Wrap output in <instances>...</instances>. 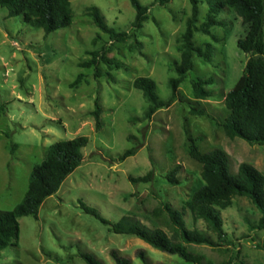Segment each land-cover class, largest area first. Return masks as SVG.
Returning a JSON list of instances; mask_svg holds the SVG:
<instances>
[{
    "label": "rangeland",
    "instance_id": "obj_1",
    "mask_svg": "<svg viewBox=\"0 0 264 264\" xmlns=\"http://www.w3.org/2000/svg\"><path fill=\"white\" fill-rule=\"evenodd\" d=\"M70 1V25L46 36L19 16L7 17L6 9L0 7V210H11L20 202L32 168L45 158L50 144L80 135L88 139L81 164L42 202L37 216L18 219V241L0 251V264H86L80 253L114 264L112 250L131 264H188L135 236L111 232L81 209L80 201L110 221L130 216L171 237L172 224L161 209L168 203L183 210L187 228L204 232L216 243L186 245L202 256L203 264H264V228H255L260 213L248 198L235 196L229 207L220 210L226 233L222 238L202 220L194 221L184 206L204 183L201 164L188 154L186 130L202 152L223 150L232 173L241 163L264 173V148L228 138L219 125L228 114L226 93L242 75L247 59L257 56L237 46L247 25L232 10L223 9L218 16L223 24L211 28L217 39L194 33L195 45H211V60L196 57L178 87L181 100L143 120L147 102L133 80L149 77L156 83L158 97H169L168 80L175 76L173 64L180 56L176 38L190 14L189 1L151 6L136 36L141 46L135 50L129 47L132 38L110 40L88 15V7L95 6L108 25L127 31L135 15L129 0ZM139 1L149 5L153 0ZM206 10L207 4L201 1L198 24ZM103 47L108 49L107 57L119 62V68L99 62L102 75L96 76L93 67L79 66L92 57L91 51ZM79 73L81 78L73 85ZM209 76L214 79L206 86L211 96L193 98L190 81ZM95 99L101 106L99 130L91 114ZM190 106L203 109L204 115L190 114ZM134 146L133 156L118 160L125 149ZM175 165L179 166V184L173 185L165 175ZM150 170L151 181L130 180Z\"/></svg>",
    "mask_w": 264,
    "mask_h": 264
},
{
    "label": "trees",
    "instance_id": "obj_2",
    "mask_svg": "<svg viewBox=\"0 0 264 264\" xmlns=\"http://www.w3.org/2000/svg\"><path fill=\"white\" fill-rule=\"evenodd\" d=\"M171 0H153L149 5L140 3L139 0H129L135 10V15L127 31L118 30L108 25L99 9L95 6L88 7V15L95 27L114 42H124L132 38L129 47L135 50L141 46L136 38L143 23L148 19L149 8L154 4L167 5ZM190 14L185 21L183 32L176 38L179 44V61L173 64L175 76L168 80L170 95L161 99L156 94V83L146 76H137L133 80L134 88L140 90L147 106L143 112V120H150L152 115L161 108H167L178 97V87L184 81L186 75L193 69L196 57L205 62L211 60V45L205 43L195 45L194 33L201 32L212 36L211 28L221 26L222 20L218 18L223 9L232 10L239 16L247 31L244 38L239 39L237 46L245 53H256L257 56L247 59L244 70L234 87L224 97V104L228 111L225 119L219 123L225 135L230 138H241L251 145H259L264 148V0H188ZM201 1L207 4V10L203 21L198 24V6ZM0 7L5 8L7 17L19 16L24 23L41 28L44 35H48L58 29L65 28L72 21V9L70 0H0ZM99 35L93 38V42ZM137 45V46H136ZM108 49L91 51L92 57L79 63L82 68L93 67L95 75H102L98 64L103 62L109 67L119 68L120 64L113 58L106 56ZM112 78L110 73H106ZM81 78L79 73L73 82L77 84ZM213 77L197 78L190 81L192 97L206 99L211 96V91L206 86L213 84ZM192 115H204V110L194 106L189 107ZM94 117L95 129L101 127V106L98 100L94 101L91 111ZM186 133L187 151L189 156L201 164V177L203 185L197 188L185 202L184 206L189 210L191 218L202 220L206 227L219 238L225 237L223 221L220 210L231 205L235 196L248 198L257 208L260 217L255 225L257 229L264 228V173L248 163H241L236 173L230 171L227 154L214 148L202 152L196 144V140ZM86 136H76L69 139H60L49 145L45 158L35 165L28 177L26 192L22 199L11 210H0V251L18 241L19 223L22 216H37L42 202L55 194L65 178L71 174L82 162V148L86 146ZM137 147L125 149L118 160H124L133 156ZM179 166L175 165L167 171L165 178L170 184H179L176 177ZM153 172L150 170L145 175L130 177L133 182L151 181ZM81 209L97 218L109 230L116 234H126L141 239L151 247L179 256L188 264H203L202 256L187 249L189 244H206L216 246L204 232L197 229H189L184 221L183 210L171 207L164 203L161 207L165 211L172 224V235L169 237L161 228H149L139 220L130 216H123L117 221L104 218L96 208L79 202ZM114 264H131L130 260L111 251ZM80 257L86 264H103L91 253H80ZM143 258V257H142ZM220 264H230L222 262Z\"/></svg>",
    "mask_w": 264,
    "mask_h": 264
}]
</instances>
